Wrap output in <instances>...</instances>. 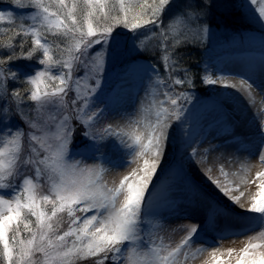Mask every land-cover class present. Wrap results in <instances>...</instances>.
<instances>
[{
    "label": "snow or ice",
    "instance_id": "snow-or-ice-1",
    "mask_svg": "<svg viewBox=\"0 0 264 264\" xmlns=\"http://www.w3.org/2000/svg\"><path fill=\"white\" fill-rule=\"evenodd\" d=\"M9 2L13 7L0 10V35L7 36L6 41L0 40V264H80L89 260L92 264H187L216 239L256 228L260 230L248 236L242 248L224 251L235 264H264V171L256 173L260 183L250 204L247 208L240 204L243 214L233 217L228 209L213 203L203 229L196 224L173 229H186L174 247L161 235L163 220L144 227L150 223L153 181L166 155L171 128L174 123H183L194 99V79L188 68L180 66L176 50L189 43L190 24L206 12L197 10L194 0H184L183 4L176 0ZM245 3L264 28V0ZM209 6L204 0V7ZM4 23L14 27H3ZM119 28L133 40L143 36L134 45L138 51L155 52L158 47L165 72L161 76L157 65L151 63L126 69L142 72L151 81L146 93L151 103L142 105L145 116L131 121L130 131L112 125L96 127L107 113V106L96 105L110 49L114 44L119 46L115 36ZM209 31L206 23L197 24L195 29L197 35L205 37ZM49 36L55 39L49 40ZM29 37L31 47L25 51ZM152 40L158 44L150 49ZM19 61H27L29 66L35 61L38 67L31 71L14 67ZM204 71L202 83L215 85L217 80L207 74V68ZM181 72L183 76L178 75ZM10 82L29 87L9 91ZM176 86H187V90L177 92ZM159 89H163V98L157 100ZM28 101L35 107L25 113L23 105ZM12 104L28 125L27 132L13 126ZM149 114L154 120H146ZM74 120L89 142L83 152L70 150L77 130ZM107 142L121 152L119 162L100 152ZM196 152L193 149L192 155ZM125 156L131 159L125 161ZM88 158L100 163L87 164L84 161ZM140 160L138 167L113 186L104 180L105 163L121 167ZM260 160L264 163V154ZM220 174L224 183L210 175L208 178L233 204H239L244 193L231 195L239 191V185L232 187L223 167ZM245 182L250 183L242 178L241 183ZM45 186L46 192L42 191ZM217 215L237 220L240 227L218 231L216 239L209 240L207 225L214 224ZM197 243L201 246L193 249ZM211 256L213 264H222L221 249L213 248Z\"/></svg>",
    "mask_w": 264,
    "mask_h": 264
},
{
    "label": "rangeland",
    "instance_id": "rangeland-1",
    "mask_svg": "<svg viewBox=\"0 0 264 264\" xmlns=\"http://www.w3.org/2000/svg\"><path fill=\"white\" fill-rule=\"evenodd\" d=\"M195 4L197 5V10L206 12V16L201 18L199 21H193L190 24L191 29H193L192 32L188 33L189 36V43H187L184 46H181L176 50V55L180 57V66L186 67L189 69L190 74L192 75L194 79L195 87L191 90L194 96V99L192 103L188 105V110L185 114V116L182 118L183 123L177 124L174 123L171 128V134L168 144V149L166 152V155L163 158V161L158 169V173H160V170L163 169V172L173 173L175 172L177 177H179V180L181 182H184V185L187 181L184 180L183 175H190L189 167H195V169L198 170V174L200 177H202V181L197 183L196 181L192 180L189 181V184L196 187L198 190H200L202 197L201 200H203V203L205 207H208L210 204L209 200L211 195H209L204 187L209 186L213 187L216 191L219 193L220 190L211 182V180L208 178L210 175L213 179H219L222 180L221 174H220V168L223 167L224 171L227 173V177L229 178L232 176V178L237 177L239 175H242V170H239L238 167H234L233 163L231 162L232 159H224L222 160L223 156H226V158H229L231 155L234 156L233 161L237 160V156L233 154L232 147L234 141H229L226 138V136L218 135V133L215 130V124H213L210 119L212 118V114L214 113V109L210 110H201L200 106L201 104H207L209 101L207 100L210 96H213L212 89L209 85H205L202 83L201 77L205 75V68L208 69V66H206L207 62H211L214 59V55H217L221 49H225L230 47V45H243V46H254L253 48H260L264 51V48L261 47V39L264 38V28H262L261 24L255 20V13L251 11V9L246 5L245 0H208L209 7H204V0H194ZM177 4H183L184 0H176ZM13 5L10 4L9 0H0V10H8ZM19 23V20H17V24ZM168 23L167 16L165 17V25ZM210 25V31L205 37L203 34L197 35L195 33V29L197 27V24L203 25V24ZM3 27H14L13 25H9L7 23H4L2 25ZM155 31H159V29H155ZM11 33H9L10 35ZM117 41H119V46L117 47L115 44L110 49L108 64H107V72L105 74L102 89L100 92V95L98 97V103L96 107L98 108H105L107 106V113L103 120H101L97 124V128H103L106 125H112L114 129L118 128H124L126 131L131 130L130 122L133 120H140L139 117H136L133 111H130L128 108H126V104L123 105L126 109L123 110V108L115 107L112 102L113 92L115 90V87L119 84L120 76L121 74L128 69V67L131 66H142L148 63L155 64L159 68L161 76L165 75L164 67L159 61V57L161 55V52L159 51V48L157 47L155 52L149 50V51H138L136 47H134L135 44L139 43V39H143V36L139 37L137 40H133L130 33H128L123 28L117 29L115 33ZM19 39H17V44L19 43ZM49 40L55 39L52 36L48 37ZM0 40H7V36L0 35ZM31 38H28L27 45L25 47V51L29 47H31ZM153 44H158V41L152 40L149 42V48L151 49V46ZM171 44V40H169V45ZM239 45V46H240ZM115 49V50H113ZM201 49L203 50L204 54H207V59L200 60V54ZM211 51H215L214 54L211 53ZM134 60V61H133ZM21 67L25 71H31L34 68H37L38 66L35 64V61L31 62V66H29V62L27 61H19L17 65H14V67ZM223 72V71H222ZM208 74V73H207ZM178 75L183 76V73H178ZM229 77V78H226ZM240 79L238 76H232L228 74H222L223 81L221 80L219 83V87H224V84H228L229 79ZM24 78L21 77V80ZM228 79V80H227ZM219 80V79H218ZM241 82L245 83V90H248L249 92H243V98L244 100L241 101V99L237 98L236 95L233 94V96H236L233 100L235 105V114L237 112L244 113L246 111L255 110L258 107V104H255L256 102H260L259 95H257L255 92L257 90V87L250 82L248 79H240ZM170 83V81H169ZM146 85V84H145ZM29 85L25 83H12L10 82L8 85L9 91H11L14 88H19L21 91H24L27 89ZM222 88L219 91H222ZM226 88V89H225ZM228 88V89H227ZM187 90V86L181 87L176 86L175 91L180 92ZM223 90L231 91H245L244 89L235 88L232 89L230 87H224ZM161 95H158L156 97L157 100L162 99V92L163 89L158 90ZM258 91V90H257ZM233 92V91H231ZM230 92V93H231ZM203 94H207L206 96H203ZM227 94V93H224ZM222 95V93L218 96V104L216 103V109L221 108L223 106H229L227 104V98L225 95ZM146 95V94H145ZM232 95V94H230ZM72 98V93H69V101ZM26 99V96H25ZM207 100V101H206ZM130 103V102H129ZM128 103V105H129ZM151 103V99L149 97L145 98V104L138 103L140 106L147 107ZM132 104V103H131ZM227 104V105H226ZM35 106L32 102L28 101L23 105V108L25 110V113H30V110L33 109ZM13 116H12V124L13 126L19 125V127L23 128L25 132H27L28 125L24 122L23 119H21V116L16 113L15 105H11ZM200 108V110H199ZM232 108H234L232 106ZM198 110L200 112H198ZM247 113V112H246ZM34 114V113H33ZM261 116V115H260ZM142 117V116H141ZM196 121L199 120V124L194 129L192 134V139L185 144L184 137L187 135V131L189 132V128L192 125V120L196 118ZM150 121L154 120V116L151 115ZM261 119L264 123V113L262 114ZM260 120V118H259ZM73 124L76 126V133L74 135L73 143L70 145V150L73 153L76 152H83L85 151V145H87L89 142L83 138L81 135V132L84 130L75 120L73 121ZM213 124V125H212ZM255 127L260 128V123L258 120L255 121ZM139 129L141 131H146L144 129L143 125H139ZM207 135L205 142H200L197 148H199V151L197 150L195 157L192 155V150L195 146H197V143L201 136ZM213 138L212 141H210ZM115 138L113 137V140ZM264 140V139H263ZM261 149L264 148V142H262ZM208 150L206 153H200L202 150ZM100 152H107L108 156L114 161L119 162L121 158V152L117 151L115 146L111 142L104 143L103 146L100 149ZM97 156L100 155V153H96ZM230 155V156H229ZM76 159H81L80 156H76ZM224 158V157H223ZM125 161L130 160L131 157H123ZM87 164H95L100 163L99 160L95 159H85L84 161ZM200 162V163H199ZM142 163V160H140L138 163H124L121 167H113L108 163H105V167L108 169L104 173V180L108 183L109 186H113L115 183H118L120 178L125 175L127 172L131 171L132 168H136L139 166V164ZM259 167L252 170L250 175H246L243 178H245L246 181H250L252 179L253 186L252 189V196H254L257 191V185L260 183L258 179H256V170ZM210 169V173H209ZM157 173V174H158ZM241 173V174H240ZM30 174V173H25ZM252 175V176H251ZM251 176V178H250ZM23 177H21L22 179ZM242 178V177H241ZM249 178V179H248ZM160 179V178H159ZM153 181V195H152V210H151V216L149 217L150 223L148 225H145V228L150 227L152 224H156L157 222L163 220L164 227L161 230V235L165 238V243H170L173 247L180 241V239L186 235V229L185 230H179V231H173V229L179 228V226H190L195 223L191 222H184V223H172L168 222V216L167 213H161L160 215L156 211V208L154 206V202H156V198L159 196L161 189L154 187L156 186V183L159 181ZM222 182V181H221ZM43 183V182H42ZM187 185V184H186ZM202 185V186H201ZM248 187H245L242 192L247 193L246 191L249 190ZM42 191L46 192L47 187L45 186ZM248 192V193H249ZM224 195V194H223ZM248 200L246 203H243L244 207L247 208V206L251 202ZM7 198V197H6ZM221 199L224 198V196H220ZM122 199V197H121ZM213 199V198H212ZM216 201V205H223L222 201ZM222 202V203H221ZM173 203V202H172ZM233 206L234 209H237L240 212H232L231 207ZM171 206V204H170ZM225 206V207H224ZM223 208H229L230 213L232 216H238L243 214V210L240 208V206L237 208L235 207L232 202L228 204H224ZM180 207V204L178 205ZM198 225V224H196ZM202 229L205 227V224H199ZM240 227V224L237 220L231 218V217H224L221 218V223L219 224L218 228L209 229V226L207 225L206 233L207 238L209 240L216 239L215 233L221 230L225 229H238ZM260 229L256 228L254 231L247 232L243 235H228L224 239H216L215 243H211L207 246L206 251L197 254L194 258H190L187 261V264H213L212 262V256L211 252L213 248H219L221 249L222 253V264H235L234 259H230L227 256V253L224 251L227 248H234L239 250L244 246L245 241L247 240L248 236L254 235L255 232H258ZM201 246L199 243L193 244L192 248H196ZM80 264H92V261H81Z\"/></svg>",
    "mask_w": 264,
    "mask_h": 264
},
{
    "label": "bare ground",
    "instance_id": "bare-ground-1",
    "mask_svg": "<svg viewBox=\"0 0 264 264\" xmlns=\"http://www.w3.org/2000/svg\"><path fill=\"white\" fill-rule=\"evenodd\" d=\"M211 67H209V74H211L212 75V78L213 79H215V80H217V83L215 84V85H209L210 86V88L212 89V91L214 92V93H212L213 94V96L212 97H210V99H211V102H209V103H207V104H203V106H201V110H210V109H213V108H215L214 109V115L217 117V116H219V115H221L220 113H223V111H222V108H218V109H216V107L214 106L215 105V103H217V100H218V96L222 93V95L224 94V93H227V94H224L225 95V97L227 98L226 100H227V104H229V106H227L228 108H229V110H231L232 108H230V105L231 106H233L234 108L232 109L233 111H231V114L233 115V116H236V114H234L235 112H234V110L236 109L235 108V105H234V99H235V97L237 96V98H239V99H241V101L242 100H244L245 98H243L244 96H243V92H249L248 90H245V89H247V88H245L244 86H245V83L244 82H241L240 81V79H241V77L242 76H245L246 78H249L246 74H244V73H239V75H241L240 76V79H227L228 80V82H229V85L231 86V88L232 89H235V88H239V87H241V89H244L245 91H236L235 92V90H231V91H233V92H231V91H227V90H223L224 89V87L222 88L221 86L219 87V83H220V81L222 80H224V79H221L222 78V74H228V75H230V72L231 71H233V70H231L230 68H229V64H223V62H221V61H219V59H216V60H214L213 61V63L210 65ZM223 71V72H222ZM226 78H229V77H226ZM219 79V80H218ZM221 79V80H220ZM257 80H258V82H260V86H262V84H264V80H263V78L261 79V77H255V81L257 82ZM255 81H251L250 80V82H252V84L254 85V86H256L257 87V90L255 91V92H257L256 94L257 95H259V97L258 98H260V102H256L255 104H258V107H257V109H258V113H260V120H259V123H260V128H259V132H261V135H262V133H264V123H263V120L261 119V117H262V114L264 113V88H261L260 89V86L258 87L257 86V84L258 83H256ZM146 84V85H145ZM259 85V84H258ZM138 88H136V89H134L133 90V92H132V94H131V96L129 97V101L131 102V103H142V104H145V98H146V93L149 91V89H150V87H151V81L149 80V81H147V82H145L144 84H142V85H140V86H137ZM219 88H220V90H221V88H222V91L220 92L219 91ZM226 89V88H225ZM228 89V88H227ZM231 92V93H230ZM230 94H232V95H230ZM233 94L234 95H236V96H233ZM226 104V105H227ZM141 107L142 106H140V107H138V109L137 108H135V109H133L132 111L134 112V114L136 115V117H139L138 119H141L142 117L141 116H145V114L144 113H142L141 112ZM238 115V114H237ZM248 116H249V114H247ZM151 117V115L149 114V115H147L146 116V120H148V121H150V118ZM252 117V119H254V116H251ZM198 117H196V118H194L191 122H192V125L190 126V128H189V132L187 131V135H186V137H184L185 139H184V141H185V144H187L191 139H192V134H193V131H194V129L197 127V125L199 124V120H197L196 121V119H197ZM230 118H231V121H234L235 123H238V120H234V118L233 117H231L230 116ZM251 122V121H250ZM213 125V124H212ZM257 127V126H256ZM223 134V133H222ZM258 134V133H257ZM204 137V136H203ZM205 137L207 138V135L205 134ZM204 137V138H205ZM213 140V138L210 140V141H212ZM234 147V153L233 154H237V153H239V152H241V150H243L244 149V147H242L241 145H236L235 146V144L233 145ZM207 150V149H206ZM258 151H261L262 152V154H264V148L263 149H261V148H258ZM203 152H205V150H202V151H200V153H203ZM206 153V152H205ZM230 156V155H229ZM194 157H195V155H194ZM224 157V158H223ZM222 157V160H224V159H232V163H233V166L234 167H238V169L239 170H242V175H239V176H237V177H234V178H232V176H230L229 178L227 177V179L229 180V181H231L232 182V187L233 188H235L236 187V185H239V191H233L232 193H231V195H239L240 194V192H242V190L245 188V187H250V188H248L249 190H251L252 188V186H253V183H252V179H253V177L251 178V176H250V183L249 182H245V183H241V179L244 177V176H246V175H250V173L252 172V170L253 169H255V168H257L258 167V165H259V160H258V158H257V156H254V158L253 159H247V161H248V163H246L247 165H245V166H242V167H240L239 166V164L236 162V160L235 161H233V158L232 157H234V156H230L229 158H226V156H223ZM200 163V162H199ZM189 172H190V174H191V176H192V180H194V181H197L198 183L199 182H201L202 181V177H200V175H197L198 174V170L197 169H195V167H189ZM175 175L176 177H177V175H176V173L175 172H171V173H168V174H166V173H164L163 172V169L162 170H160V173H158L157 175H156V177H155V181H157L159 178V181L156 183L157 184V188H159V189H161V190H164L163 191V194H161V196L162 197H164V198H168L169 196H171V197H173V199L171 198V203L173 202V201H175V203H174V206H175V204L178 202V201H181V199H185V197L187 196L186 194H183V192H185V191H182V190H187V189H184L183 188V184H179L178 182H177V187H176V189H174V187L172 186V185H170V186H165L162 182H164V183H166V179L169 177V176H172V175ZM241 174V173H240ZM242 177V178H241ZM224 177H222V182L221 183H224ZM243 179H245V178H243ZM249 179V178H248ZM202 186V185H201ZM170 189V190H168V189ZM204 189H205V191L209 194V195H211V197L214 199V200H217V201H222L224 204H228V203H231V201L228 199V197L227 196H225V195H223V193L221 192V193H219L218 191H216L213 187L211 188V187H209V186H205L204 187ZM247 193H244V196L243 197H241V200H240V202H239V204H234V205H236L235 207H239L240 206V204H243V203H246L248 200H250V197H251V195H252V190L249 192V191H246ZM249 192V193H248ZM220 196H224V198L223 199H221L220 198ZM212 198H210V200L212 199ZM165 203L163 204L164 206H166L168 203H169V200H166V201H164ZM221 202V203H222ZM230 207H231V205H230ZM227 209V208H226ZM231 209H232V212L234 213V208H233V206L231 207ZM166 210V209H165ZM228 210H229V208H228Z\"/></svg>",
    "mask_w": 264,
    "mask_h": 264
},
{
    "label": "trees",
    "instance_id": "trees-1",
    "mask_svg": "<svg viewBox=\"0 0 264 264\" xmlns=\"http://www.w3.org/2000/svg\"><path fill=\"white\" fill-rule=\"evenodd\" d=\"M113 50H115V49H113ZM206 56H207V54L205 55L204 52H203V50L201 49L200 60L201 59L202 60L206 59Z\"/></svg>",
    "mask_w": 264,
    "mask_h": 264
}]
</instances>
